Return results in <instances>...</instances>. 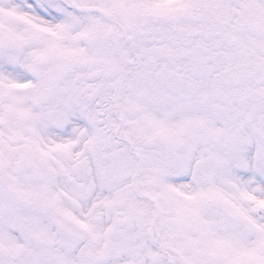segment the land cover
I'll return each mask as SVG.
<instances>
[{
	"label": "snow or ice",
	"instance_id": "snow-or-ice-1",
	"mask_svg": "<svg viewBox=\"0 0 264 264\" xmlns=\"http://www.w3.org/2000/svg\"><path fill=\"white\" fill-rule=\"evenodd\" d=\"M0 264H264V0H0Z\"/></svg>",
	"mask_w": 264,
	"mask_h": 264
}]
</instances>
